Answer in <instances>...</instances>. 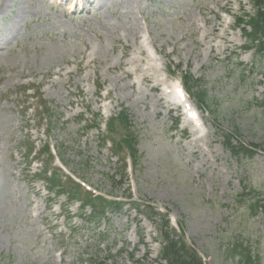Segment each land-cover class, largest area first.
<instances>
[{
	"label": "rangeland",
	"instance_id": "1",
	"mask_svg": "<svg viewBox=\"0 0 264 264\" xmlns=\"http://www.w3.org/2000/svg\"><path fill=\"white\" fill-rule=\"evenodd\" d=\"M92 1H2L0 264H167L164 232L205 264H237L235 242L264 264V212L251 211L256 195L264 205V58L234 18L249 0ZM187 73L191 98L212 102L187 95L200 126L173 98ZM123 113L126 130L106 133ZM228 135L254 157L232 155ZM59 154L120 211L91 224L68 189L51 192L40 175Z\"/></svg>",
	"mask_w": 264,
	"mask_h": 264
},
{
	"label": "trees",
	"instance_id": "2",
	"mask_svg": "<svg viewBox=\"0 0 264 264\" xmlns=\"http://www.w3.org/2000/svg\"><path fill=\"white\" fill-rule=\"evenodd\" d=\"M252 2L254 3L255 7H257L256 8L257 10L254 17L249 18V21L246 22V24L250 26L251 32L248 33L245 31L246 33L245 35L249 37L251 41L254 43L260 42V52H262L264 51V0H252ZM239 22H243L242 24H244V19L239 20ZM187 80L190 84H195V86L198 84L191 77H188ZM208 99L209 97L206 96V93H201L196 96L195 100L198 101L197 103L199 104L209 105L208 102L210 101H208ZM112 124L113 123L110 124L111 130H113L112 128L114 127ZM230 139H232V137H227L226 145L228 149H231L233 155L238 156L242 154L245 158L248 159H252L254 157L255 152L249 151L243 146H239L238 148L231 147ZM128 140H130L131 142V138H129V135H127L125 143L130 147V149L132 150V152H134L135 155L137 152L136 148L134 147V144L132 143L129 144ZM67 184L70 190L69 196L71 197V199L73 201L81 200L82 202L81 212L88 207L91 208L92 213L91 215H89V219H88V221L90 222L101 218L107 210H111V211L120 210L115 205L105 202L102 198H93L91 194L83 193L79 186L74 185L71 182H68ZM59 185L60 183L58 181V186ZM259 197L260 195H256V197L254 198L255 203L251 206V211L253 214L258 212L259 208H262L260 207ZM167 224L168 223L166 221V226ZM163 235L166 245L163 247L161 251V259L163 261H166L167 264H202L200 258L197 257L195 251L187 246L183 236L177 237L176 235L175 238H170V235L167 232H164ZM248 250H245L241 244H238L236 242L232 243L228 247V251L232 252L231 254H233V256L237 255L235 256L236 258H238L237 264H253L255 262L257 263V261L259 260L258 259L255 260L254 256L252 254H249L250 252H248ZM97 264H107V261L99 262Z\"/></svg>",
	"mask_w": 264,
	"mask_h": 264
},
{
	"label": "bare ground",
	"instance_id": "3",
	"mask_svg": "<svg viewBox=\"0 0 264 264\" xmlns=\"http://www.w3.org/2000/svg\"><path fill=\"white\" fill-rule=\"evenodd\" d=\"M2 2L0 1V9L2 8ZM3 57V55H0V58H2Z\"/></svg>",
	"mask_w": 264,
	"mask_h": 264
},
{
	"label": "snow or ice",
	"instance_id": "4",
	"mask_svg": "<svg viewBox=\"0 0 264 264\" xmlns=\"http://www.w3.org/2000/svg\"><path fill=\"white\" fill-rule=\"evenodd\" d=\"M179 95L181 96V98H183V92L182 91L179 92Z\"/></svg>",
	"mask_w": 264,
	"mask_h": 264
}]
</instances>
